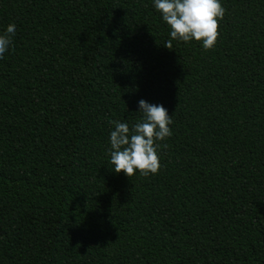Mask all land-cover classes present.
<instances>
[{"label":"trees","instance_id":"obj_1","mask_svg":"<svg viewBox=\"0 0 264 264\" xmlns=\"http://www.w3.org/2000/svg\"><path fill=\"white\" fill-rule=\"evenodd\" d=\"M212 49L151 0H0V264H264V0H221ZM172 116L156 174L109 121Z\"/></svg>","mask_w":264,"mask_h":264},{"label":"clouds","instance_id":"obj_2","mask_svg":"<svg viewBox=\"0 0 264 264\" xmlns=\"http://www.w3.org/2000/svg\"><path fill=\"white\" fill-rule=\"evenodd\" d=\"M152 7L167 25L170 40L197 41L212 49L218 38V22L225 14L221 0H151ZM16 25L10 23L0 32V59L13 44ZM140 119L129 125L109 121V163L112 171L126 177L156 174L160 168L161 142L171 136L172 116L161 104L141 99L137 102Z\"/></svg>","mask_w":264,"mask_h":264}]
</instances>
